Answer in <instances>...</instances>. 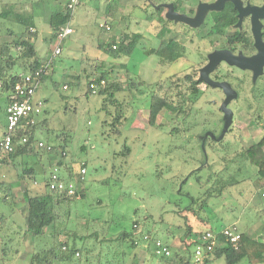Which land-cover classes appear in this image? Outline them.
<instances>
[{"label":"rangeland","instance_id":"1","mask_svg":"<svg viewBox=\"0 0 264 264\" xmlns=\"http://www.w3.org/2000/svg\"><path fill=\"white\" fill-rule=\"evenodd\" d=\"M76 1L70 24L73 34L60 43L61 54L48 62L57 45L48 26L49 17L66 9L70 0H0V46L6 44L10 53L16 55L19 51L13 44L27 39L45 65L46 78L35 94L42 102L41 114L33 120L34 123L45 120L46 124L38 127L34 143L42 142L55 149L49 164L44 156L39 157L40 164L34 156H26L22 160L15 158L3 170L14 213L10 216L11 208L0 205V213L11 217L7 222L11 229L8 236L0 234V248L2 243L6 245L5 256L0 254L5 260L0 264H30L36 250L47 248L52 238V226L45 228L42 240L25 233L28 207L24 192L29 187L28 192L33 195L32 190L42 188L29 178H18L30 167L37 171L43 167L46 179L56 168L62 179L71 177L76 181L85 166L83 182L78 186L86 189V198L76 199L73 202L76 204L70 205L64 227L67 234L56 236L53 239L56 245L68 240V233L92 232L82 214L112 221L114 225L108 235H116L136 221L135 232L149 230L153 239L167 245L171 257L178 254L192 260V243L205 231L232 229L264 243V203L258 202L260 195H253L250 186V175L256 169L239 159L243 150L264 138V90L259 79L264 66L258 74L222 56L211 71L219 79H211V72L205 76L216 83L227 80L234 98L227 101L224 90L221 92L203 81L209 87L199 84L200 95L194 104L182 106L178 112L163 109L150 126V96H166L176 104V92L184 93L186 88L181 83L179 90L173 89L171 82L184 75L197 79L198 70L209 64L216 51L228 50L225 38L207 35L208 12L201 24L191 29L184 22H172L178 14L173 11L166 14L167 6L177 0ZM214 2L183 0L184 17L194 19L200 4ZM158 5L165 6L161 7V15H152ZM17 16H32L34 26L25 31L15 22ZM159 18L171 21L165 27L166 30L170 27L169 32L160 37L164 23ZM227 33H232V29ZM124 36L125 44L129 40L135 43L130 56L111 58L99 48L112 38L118 42ZM168 40L175 42L179 54L170 64L159 62L152 54L160 41ZM261 43L264 44L262 39ZM231 57L248 60L242 55ZM14 69L20 74L25 72L20 67ZM100 77L105 84L99 90L110 84L121 87L116 94L120 106L106 104L104 109L102 97L90 92L89 85ZM116 111L123 116L122 125L117 128L111 125ZM186 112L188 115L184 117ZM5 127L3 115L0 140ZM33 151L38 149L33 147ZM196 175L200 183L195 181ZM222 186L220 196L209 198L199 211L203 220L187 211L190 197L200 198L207 190ZM4 193L0 189V196ZM192 209L198 211L196 205ZM65 212L60 211L61 218ZM147 246L145 242L138 245V263L166 264L159 261L161 258H150Z\"/></svg>","mask_w":264,"mask_h":264},{"label":"trees","instance_id":"2","mask_svg":"<svg viewBox=\"0 0 264 264\" xmlns=\"http://www.w3.org/2000/svg\"><path fill=\"white\" fill-rule=\"evenodd\" d=\"M237 1L241 3L247 1L252 2L254 0ZM182 2L183 0H177L174 2L176 10H180ZM161 9L162 8L160 7L151 14L153 15L157 13L160 16L162 12ZM71 19L72 15L69 13L67 8L61 9L50 15L48 26L53 32V39L55 32L61 27L65 25L71 26ZM159 20L164 23V27L159 32L158 37L162 36L166 32L165 27L167 26L166 22H163L160 18ZM15 22L23 26L25 31L34 26L32 16L27 18L17 16L15 17ZM211 23L212 27L208 32L209 35L224 37L229 45L240 44V50H242L246 56H255L256 51L253 47L254 38L252 31L249 29H243L227 33V31L232 29L237 23L236 9L233 8L231 3L227 2L222 10L213 11ZM262 36H264V32L261 33V39ZM124 39L126 40L127 37L124 36V38L118 42L112 38L109 43H105L104 45L99 46V48H102V50L111 58H118L122 55L130 56L135 48V43L129 40V42L125 44L123 41ZM13 45L15 49H18L19 51L16 55H12L10 53L11 51L9 50V46L6 44L0 46V118L3 115L5 116V109L11 101L10 98L14 85L20 82L24 75L33 74L38 71L39 84L46 78L44 63L38 59L33 43L26 39L15 42ZM113 46L115 49L112 48ZM174 47L175 42L172 40L168 42L160 41L157 48L152 51V54L158 58L159 62L170 64L176 61L179 55ZM16 67H20L25 72L20 74L16 71L17 69H14ZM259 79L262 80L264 90V75ZM103 80L104 78L100 77L95 81V84L99 85ZM176 80L177 81L174 83L171 82L172 87L174 86L173 89L179 90L181 83L184 84L186 88V92L184 93H181L180 91L176 92V104H173L172 101H170L171 99L169 100L166 96H150L148 101V124L150 126L154 125L156 117L161 110L166 109L171 112L181 111L183 108L182 106L194 104L196 98L200 95L198 88L199 82L191 75L177 77ZM77 83L78 82H76V84ZM70 86H72V84ZM120 90L121 87L117 84H110L105 89L98 90V96H101L103 99L102 107L104 109L107 107L106 104H110L113 107L120 106V102L116 98V94ZM87 94H90L89 91ZM258 94L260 95L261 92ZM116 113L117 114L114 116L115 118L113 119L111 125L113 127L116 126L117 128L119 125H122L121 121L123 120V116L119 113V111H116ZM187 115L188 113L186 112L184 117ZM35 117H33V119ZM44 124H46L45 120L41 123H33V125H26L18 128L13 138V151L6 154L1 161L0 189H3L5 193L0 196V205L9 206L11 208L10 216L14 213V209L10 205L11 202L9 201L10 198L7 181L5 179L7 174L3 172V170L8 166V163L15 158H21L22 160V158L26 156H34L39 164V157L44 156L46 162L48 164L50 163L53 155L52 153L55 150L54 147L51 148V152L41 148L38 149V151H33V143L35 142L34 136L36 131L39 126ZM5 133L6 129L2 136L5 135ZM22 137L27 138V142L25 144H21L20 142ZM59 149H61L63 153L65 152L62 146H60ZM126 152L129 153L128 148H126ZM239 159L245 161L249 166L256 169V171L250 175V186L253 190V195H260L264 192V138L249 148L243 150L239 154ZM83 167L85 166L83 165ZM201 170L202 168L198 169L197 172H200ZM21 174L22 175L18 176L19 179L29 178L31 183L35 182L36 186L42 185V188H37L36 191L32 190L35 189L34 187H31L32 189L30 188L33 195L28 192L29 187L24 192L23 198L25 199L28 207L25 219V233L30 235L32 239L42 240L45 237V228L50 226L53 228L52 238L48 237L50 239L49 246L47 248L41 247L39 251L36 250L35 254L32 255L30 259V264H53L54 262H57L58 264H140L138 263L136 250L139 248L138 245L144 242L148 244L146 251L150 255L149 257L155 258L151 248L154 239L150 235V231L146 230V233L144 231V233L141 231L135 232L134 228L137 229V223H135L136 221L132 222L129 228L121 229L116 235H108L111 226L114 225L112 221H102L99 218H87L86 215L82 214V217L85 219V222H87V225H90L92 232L84 235L68 233V240L66 239L57 245L54 244L53 239L56 236H60L63 233L67 234V231H65L66 229L64 228L65 221L68 216L67 210L70 209V205L76 204L73 203L76 199L83 200L86 198V189L81 187V191L78 195L73 197H69L65 193L48 190L49 177L47 179L45 178V170L43 167L41 168V171H37L35 167H30L28 169H24ZM191 175H195V173H192ZM197 176L198 175L195 176V181L200 183V177ZM66 180L70 181L71 177ZM209 180L210 179L207 181ZM223 188L224 187L222 186L216 190H207L200 198L197 199H192L190 197L191 206L187 209V211L193 212L194 215H197L198 218L203 220V218L199 215V211L202 210L204 204L209 198L220 196ZM194 205H196L198 211L192 209V206ZM198 206L200 210L198 209ZM86 207L90 208V205L89 207ZM60 211H66L62 218ZM10 218L11 217L4 216L0 213V234H3L4 238H6L8 233L11 231L10 225L7 223ZM88 226L85 228H88ZM6 230H8V232H6ZM221 231L222 230L216 233L218 241L217 247H215L212 251L205 253L201 260L197 263H194L189 258H185L184 256L178 254H175L168 259L161 258L159 261L165 262L166 264H212L215 261H222V264H238L242 261H245L246 264H264V243L252 239L246 233H240L237 243L231 244L225 240ZM144 236L147 237L146 240L144 239ZM195 241L192 243L193 245H195ZM4 246H6L5 243H2L0 248V254L3 257L5 256L6 249ZM3 257L2 259L0 258L1 262L5 260H3Z\"/></svg>","mask_w":264,"mask_h":264},{"label":"built area","instance_id":"3","mask_svg":"<svg viewBox=\"0 0 264 264\" xmlns=\"http://www.w3.org/2000/svg\"><path fill=\"white\" fill-rule=\"evenodd\" d=\"M76 4V0H70L68 3L66 8L70 14H72ZM105 29L108 30L109 27H105ZM71 34L72 29L69 25H65L55 32L54 39L56 40L57 45H55L52 51V56L49 57L48 62L52 58H55L61 54L60 43ZM112 48L115 49L114 46ZM104 84V81H101L99 85L92 83L89 85V90L91 93H96L98 92L99 87H104ZM38 86L39 72L37 71L33 74L24 75L21 81L16 83L13 87L10 98L11 101L8 103L5 109L6 133L0 140V166L3 157L6 154L11 153L14 149L13 138L16 130L26 125H33V117L38 116L41 113L42 102L35 97ZM63 88L65 89V87ZM20 142L21 144H25L27 142V138L22 137ZM33 147L36 150L42 148L46 151H50L52 148L43 144L42 142L33 143ZM85 173V169L82 167L76 181H65L59 176L58 170L55 168V170L50 173L48 178V190L65 193L69 197L76 196L80 191L78 183L83 182ZM216 233L205 231L196 239L193 248L192 262H199L205 253H208L217 247L218 241ZM221 234L225 240L231 244H235L239 240V234L235 230L225 228L221 231ZM144 239L146 240L147 237L144 236ZM151 248L155 258L157 259H168L171 257V251L167 245L160 240L154 239Z\"/></svg>","mask_w":264,"mask_h":264},{"label":"water","instance_id":"4","mask_svg":"<svg viewBox=\"0 0 264 264\" xmlns=\"http://www.w3.org/2000/svg\"><path fill=\"white\" fill-rule=\"evenodd\" d=\"M230 1L234 5L235 9L238 12V25L241 23V20L245 16L251 15V31L254 38V46L257 50V54L248 60L242 59V58H234L231 57V54L226 51H218L215 52L213 56L210 57L209 64L200 70V78L199 81H204L206 84H208L211 87H218L222 88L226 95H227V101L234 98V93H232L228 87V84L226 83H216L212 82L211 80H208L205 76L206 73L211 72L214 70L216 64L221 60L222 56H225L230 61L235 62L236 64L240 65L244 69H250L254 70L255 73H261V67L264 66V44L261 43V29L262 26L260 24V20L264 19V2L262 7H246L242 8L241 4L237 0H217L213 4H200L198 7L197 14L194 19H187L184 16H177L175 21L178 22H184L186 24H189L191 26H199L203 20V17L208 11H218L223 8L224 2ZM229 118L231 120L232 115L229 113Z\"/></svg>","mask_w":264,"mask_h":264},{"label":"flooded vegetation","instance_id":"5","mask_svg":"<svg viewBox=\"0 0 264 264\" xmlns=\"http://www.w3.org/2000/svg\"><path fill=\"white\" fill-rule=\"evenodd\" d=\"M215 1H217V0H215ZM227 2H229V3H231V5L233 6V8H235L234 7V5L232 4V2H230V1H225L224 2V5H223V8H224V6L227 4ZM263 2H264V0H257V3H256V1H252V2H250V1H247V2H241L240 4H241V7L244 9V8H246V7H262V5H263ZM215 3V2H214ZM168 5V4H167ZM160 7H165L164 5H158V8H160ZM168 11L166 12V14L167 13H169V12H174V13H176V14H178V16L180 15V16H184V7H183V3L181 4V8H180V10L179 9H177L176 10V8H175V6H174V3H170L168 6ZM157 8V9H158ZM222 8V9H223ZM221 9V10H222ZM212 12L213 11H208V19H209V21H210V27H209V31L211 30V27H212V23H211V19H212ZM236 17H237V23L233 26V28H232V32L233 31H240V30H246V29H249L250 31H251V15H249V16H245V17H243L242 18V20H241V23L238 25V12H237V10H236ZM164 22H166V24H169V22H171V21H164ZM172 22H178V21H172ZM260 23H261V26H262V29H261V33L262 32H264V19H262V20H260L259 21ZM179 23H181V22H179ZM187 27H189V29H191V28H193L191 25H189V24H187L186 25ZM169 26H168V30H166V32L165 33H167V32H169ZM207 35H209V34H207ZM212 36V35H211ZM168 41H170V40H168ZM167 41V42H168ZM262 41L264 42V36H262ZM225 43H226V47H228V50H219V51H226V52H229L231 55H234V54H236V55H242V56H244L245 58H251V57H253V56H246L245 54H243V52H242V50H240L241 49V46H240V44H231V45H229V44H227V41H226V39H225ZM253 47H254V49H255V51H256V53H255V55L257 54V50H256V48H255V46H254V42H253ZM216 52H218V51H216ZM209 57V56H208ZM203 67H205V66H203ZM203 67H201L199 70H198V76H197V81L199 82V84H203V85H205L207 88L209 87V86H207L205 83H203V81H199V78H200V70L203 68ZM214 69H216V68H214ZM212 71H214V70H212ZM263 75H264V68H263ZM209 77L211 78V79H215V80H217V79H219V77L220 76H215L214 75V72H211L210 73V75H209ZM210 79V80H211ZM214 80V81H215ZM216 82V81H215ZM219 83H226L227 84V80H222V81H219ZM218 88V87H217ZM221 92H223L222 90V88H218ZM235 95V94H234Z\"/></svg>","mask_w":264,"mask_h":264},{"label":"crops","instance_id":"6","mask_svg":"<svg viewBox=\"0 0 264 264\" xmlns=\"http://www.w3.org/2000/svg\"><path fill=\"white\" fill-rule=\"evenodd\" d=\"M85 14H87V13H85ZM72 29V28H71ZM72 34H73V32H72ZM71 34V35H72ZM71 35H69V36H71ZM46 62V61H45ZM0 172H1V168H0ZM263 194V195H262ZM262 195V196H261ZM259 197V196H258ZM258 202L259 203H264V192L263 193H261L260 194V197L258 198ZM264 212V211H263Z\"/></svg>","mask_w":264,"mask_h":264}]
</instances>
